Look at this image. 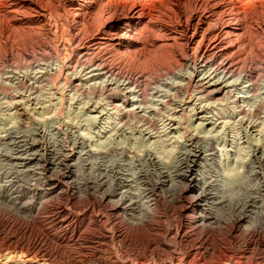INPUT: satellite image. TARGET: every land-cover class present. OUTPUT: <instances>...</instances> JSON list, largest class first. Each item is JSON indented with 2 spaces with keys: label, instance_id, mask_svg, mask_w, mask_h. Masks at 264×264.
I'll return each instance as SVG.
<instances>
[{
  "label": "rangeland",
  "instance_id": "1",
  "mask_svg": "<svg viewBox=\"0 0 264 264\" xmlns=\"http://www.w3.org/2000/svg\"><path fill=\"white\" fill-rule=\"evenodd\" d=\"M10 1L0 0V264H264V226L259 228V225L256 228L249 223L243 224L242 221H237L240 210L243 211L240 215H245L246 210H249L243 204H233V202L224 204V208L220 209L221 212L224 211V220L222 219L221 225L214 227L204 226L199 222L192 223L181 217L179 209L182 203L175 204L167 198L158 205V213L154 218H150L148 220L150 223L146 225L133 223L128 217V212L118 209L119 204H125L124 202L128 200L127 174H134L141 168L142 170L146 168L141 160L145 157L143 155L147 153V150L153 151L161 161L166 160L165 162L170 164L176 161L181 146L185 144L183 138H186L188 133L184 132V129L187 128L189 132L196 133L195 127L200 121H196L194 117L190 122L189 116L187 114L182 116L181 111H178L181 107H177L179 100L190 95L191 91H188L186 95H179V98L175 93V86L178 83L183 84L192 69H184L182 73L168 75V77L163 75L164 73L159 71L161 67L159 65L163 63L166 56L171 61L173 52L157 49L158 47L153 45L156 36L151 31L158 29V22L163 17L171 20L170 14H173V21L177 20L176 7L181 6V16L190 15L191 11L198 8L201 0H186L181 5L178 0H146L151 10L162 12V16L155 21L150 32H143V34L139 31L141 35L139 41L146 47L145 59L152 66V69L148 70L147 79L141 80V92L143 90L142 93L145 95L147 93L144 96L145 102L142 103L144 106L142 109L140 107L144 112L141 115L156 117L157 127L160 126L153 131L157 133L151 139L143 137L140 133V129L146 127L143 118L132 116L124 120L120 112L116 110L126 106L121 100L124 94L128 96V85H121L122 82L119 80L122 79L118 78L125 73L114 75L117 79L112 78L110 73H79L83 55L78 44L82 37H76L77 33L73 26L75 22L69 18V10H67L69 9L68 0H17L20 3L17 13L7 15ZM97 2L94 13L89 12L86 15L92 24L94 23L90 26L93 30L101 26L97 15L103 8L100 6H107L106 0ZM250 4L247 7V9L250 7L248 11L250 14L246 20L250 33L247 49L243 54L244 59L247 58L243 59V66L245 70L256 72V81L259 84H257V90L254 89L248 93L246 88L242 89L243 86L248 85L244 83L245 79L237 76L231 79V82L234 81L231 89L238 88L236 92L239 96L249 97L242 102L247 111L253 113L257 106L263 111L259 119L245 117L242 120L239 108L232 102L233 99L225 97L226 99L221 103L211 105V113H209L210 116L216 114L214 118L222 116L219 121H229L226 126H223L226 134H222L216 140L218 149L223 148L226 143L224 152L218 150L220 163L214 169L208 168L211 174L209 177L212 180L215 178L213 183L226 184L228 186L226 191L229 194H231L232 185L236 186L239 182L241 184L245 182V179L249 180L247 182H250L249 185L252 187H257L256 185L264 182V178L260 175L263 170L253 163L255 142L262 143L264 140V105L261 103L264 94L259 93V90L264 89V0H251ZM50 9H54L57 13ZM15 14L19 15L16 17ZM104 16L107 17L106 12ZM90 27L87 28V33ZM181 45L184 49V45ZM94 46L97 47L93 43L87 46L86 51L89 57L96 56L98 47ZM105 48L106 45L101 46L102 50ZM182 49H177L176 52L182 53ZM169 97H173V102H169L171 105L161 107L164 102L161 99L166 101ZM139 104L136 105L139 106ZM94 106L98 107L97 112L91 111ZM237 109L238 112H236ZM251 120L253 124H249ZM255 120L257 121L254 122ZM174 122H176L174 128L179 125L182 127L172 131L169 129V123L172 125ZM223 127L221 124L218 131H221ZM33 142L40 146H36L34 151H39L41 155L40 161L35 163L43 165L45 161L51 160L55 162L53 168L55 171L45 173L43 169L39 172L37 170L36 173L31 174L32 178L30 175L33 183L26 184L27 176L23 177L24 173L20 172L17 175L18 169H23L18 167V163L22 162L19 150L27 152L24 149ZM13 143L17 144L13 145ZM86 150H91L95 154H86ZM74 151L77 154L79 166L76 168L78 171L73 180L76 179L74 180L76 183L78 179L79 186L75 184V188L68 186L63 187L62 190L56 188L50 190L49 184L56 179H62L63 174L68 170L67 157L65 159L64 156L59 155L74 153ZM79 156H82L81 159ZM52 158H56V161ZM12 173L16 175L18 186L16 188L22 191L23 200L36 201L37 211L28 213L26 210H14L3 204L5 199L3 196H7L6 182L14 177ZM102 179H104L103 182ZM41 189L48 193L41 199L42 201L39 196L36 197ZM59 206H62L66 212L69 211L68 213L78 214L80 222L62 224L58 222L59 218L55 221L54 215ZM213 222L216 221L213 220ZM16 241L25 245L29 243L33 247L40 246L45 257L39 256L38 260L25 263L23 262L25 259L19 252L16 256L10 253L8 257H5L8 252H11L6 249V244ZM13 255L16 258L12 257L13 259L10 258V260L9 256Z\"/></svg>",
  "mask_w": 264,
  "mask_h": 264
},
{
  "label": "bare ground",
  "instance_id": "2",
  "mask_svg": "<svg viewBox=\"0 0 264 264\" xmlns=\"http://www.w3.org/2000/svg\"><path fill=\"white\" fill-rule=\"evenodd\" d=\"M97 1L98 0H68L69 9L67 8V10H69V18L75 22V25L73 26H74L75 32L77 33L76 37L77 38L82 37V39H79L80 44H78L79 45L78 48H80L81 54L83 55L82 57L83 60L81 61L82 62L80 66L81 68L79 67L80 69L78 71H80L79 73H101V74L110 73V75H112L111 76L112 78L113 77L116 78V76L114 75H119V73H125V74H121L118 78L122 79V80H119L122 82L120 83L121 85L123 86L128 85V88H127L128 96L127 94H124V98L121 100L122 102H124L126 106L123 104L125 107L123 108L120 107L116 110L120 112V115L123 117L124 120L129 119L132 116L143 118L145 121V124L144 123L143 124L146 127L142 126L144 128L140 129L141 131L140 133L143 137H146L147 139H151L153 138V135L157 133V131L156 132H153V131L157 130L158 125L156 123L157 121L155 119L156 117L153 118V117H147V115H143V116L141 115V114H144V112H142L141 109L144 106L142 105V103L144 104L145 102L144 96L147 95L146 92H145L146 95L142 93L143 90L141 92V80L147 79V74L149 75L148 70L149 69L151 70L152 66H150L149 61L145 59L144 50L146 47L143 46L141 42L139 41V36L141 37L139 31L141 33L150 32L151 27L153 28V25H155L156 23L155 21L160 19V17L162 16V12L160 10L158 11L151 10V8L147 5L148 1L146 2V0H141V1L140 0H106L107 6H100L103 8L102 10H100V12L98 11L97 13V15L99 16V20H100L99 24H101V26H98V28L93 30V28L91 29L90 26H93L94 23L92 24L90 18L89 17L87 18L86 15L89 12L94 13L95 4L98 3ZM184 1L186 0H178V3H180L181 5ZM211 1L210 0L209 1L208 0L199 1L198 8L194 10L193 12L191 11L192 14L190 15L188 14V15L181 16L180 15L181 6L180 8L176 7L175 14L178 18L177 19L178 21L177 20L173 21V18H172L173 14H170L171 20L164 19L163 17V19L158 22V26L156 25L158 29L151 31L153 35L155 34L156 36V39L153 45L158 47L157 49H161L163 52L165 51H171V53L173 52L172 53L173 58L171 61L167 58L168 56H166V58H164L163 60V63L159 65L161 66L159 67L160 69L159 71L164 73L163 75L168 77V75L182 73L184 69H192V72H190V75H188L186 78L187 80L185 79V82L183 84L178 83L175 86V93H177L176 95L178 96V98H179V95L180 96L186 95L188 91L189 92L191 91L190 95H187L185 97L182 96L183 98L179 100L178 102L179 105L177 107H181V109L180 110L177 109V110L181 111L182 116H184V114H187L189 116L190 122L193 121L192 119L194 117H196V121H200V122L197 123V126L195 127L196 133L189 132V129L187 128L184 129L185 130L184 132H187L188 134L186 135V138H183L185 139V144L181 146V149L178 152L177 159H175L176 161L170 164H168L169 162H165L166 160L165 161L162 160L163 161L162 162L160 158L153 153V151H148L146 149L147 153L143 155L145 157L141 160L143 163V166H145L146 168L144 170H142V168L141 170L138 169L139 172L134 173V174H127L128 175V197H127L128 200L127 201L124 200L125 204H119L118 202L119 204L118 209L128 212V217L135 224L146 225L150 223V221L148 220L150 218L151 219L154 218L156 213H158L157 212L158 205H160V203L163 202L162 200L167 198L168 201L170 200L175 204L182 203V206L179 209V215L183 218L190 220V222L192 223L199 222L201 223V225L208 226V227H214L217 225H221L223 222L222 219L224 216V213H223L224 211L221 212L220 209H223L224 208L223 206H225L226 204L233 202V204L234 203L243 204V206H246V208H249V210H246L245 215L242 214L244 216L240 215V213H242L243 211L240 210L238 212L237 221L239 222L242 221L243 224L249 223L250 226L254 225L256 228L259 225H260L259 228H262L264 226V182L261 185H256L257 187L254 186L255 187L254 188L252 187V185L251 186L249 185L250 182L249 183L247 182L248 179L247 180L243 179L245 182H242L241 184L239 182V184L236 186L232 185L230 189L231 194H229V192L227 193L228 186H226V184H222L223 182L220 185L214 184L213 181L215 178L212 180L211 177H209V175L211 174L209 173L208 168L213 167L214 169V167H216L217 164L220 163L219 156H218V153H219L218 150H221V152H224L225 147H226V143H225L223 148L218 149L216 140H218V137L221 136L222 134L223 135L226 134V130L224 129L223 126H226V123L229 122V121L227 122L219 121V119L222 117L221 115H220L221 117H217V118H214V116H217L216 114H214V116L212 115L210 116L209 113H211L210 112V107H212L211 105L219 104L226 98L227 99L232 98L233 99L232 102H234L239 108V115H242L241 117L242 120H244L245 117H247V119H250L251 117L252 119L253 117H255L256 119H259L261 116L260 115L261 111H263L261 110V108H259V106H257V108L253 110V113L252 112L250 113L249 111H247L246 108L243 107L242 102H244L249 97L245 95L239 96L238 93L236 92L238 88L235 90H232L233 88L231 89V87H233V82H234V81L231 82V79L237 76H239L240 78L243 77L245 79L244 83H247L248 85L243 86L242 89L246 88V92L248 93H250L251 91H254V89L257 90L256 87H257V84H259L256 81L257 79L255 75L256 72L253 70L249 71V69L245 70V67L243 66V61L247 59L246 57L244 59L243 54H245V50L247 49L246 46L249 41L248 36L250 33L248 30L249 27H247V23H246V20L249 18L250 13H248V11H250L249 10L250 7L248 9L247 7L251 5L250 4L251 0H211ZM10 3L11 5L8 6L9 11L6 12L7 15L9 13H14V12L17 13L16 12L17 8L20 5V3L17 2V0H14V1L11 0ZM50 10L53 11L54 13H57V11H55L54 9H50ZM105 12L107 14V17L104 16ZM66 17L68 16L66 15ZM89 27H90V30L87 33L86 30ZM251 27L253 28V25ZM85 32L87 33V36ZM82 34H84L85 36ZM91 43L96 44L98 47L97 48L96 46H94L95 48L98 49V51L96 50L97 53L95 57L93 55H92L93 57H89V53H87L86 51L87 46H89ZM181 44L184 45V49L181 48L182 47ZM102 45H106V48L104 50L101 49ZM177 49H182L183 52L178 53L176 52ZM98 52H100V54H98ZM48 54H51V53H48ZM43 55L44 54H42V56ZM78 59H77V62H78ZM48 63H46L47 66H48ZM247 63L248 62H246V64ZM114 73H118V74H114ZM116 82L117 81H115V83ZM144 87L143 89H145ZM262 90L263 91L259 90V93L262 92L264 94V89L262 88ZM162 100H164V102L162 103V106L159 104L161 107H165L166 105L169 106L170 104L169 102L171 101L173 102V97H169L166 101L165 99H161V101ZM138 103H140L139 106L136 105ZM261 103L262 105H264V97ZM134 105H136L137 107ZM149 107L152 108L151 106ZM97 108H98L97 106H94L92 107L91 111L97 112L98 111ZM236 112H238V109ZM169 120H172V119L169 118ZM256 121L257 120H255L254 122ZM252 122L253 121L251 120L249 124H251ZM175 124L176 122L172 123V125L171 123H169L170 125L169 129L173 131L174 129L176 130L182 127V125H179L178 127L174 128ZM221 124H222L223 129H221V131L220 130L218 131V128H220ZM251 127H253V125H251ZM12 140L14 139L12 138ZM179 141L180 140H178V142ZM263 141L262 143H260L261 141L255 142V154H253L254 155L253 163H256L258 167L261 170H263V172L260 175H262V177L264 178ZM179 143H182V142H179ZM14 144H17V143H13V145ZM29 144L30 145L26 146V148L24 149L27 152L19 150V153H21L20 155L22 156V162L18 163V167L19 168L23 167V169H18L19 171L17 174L19 175L20 173H24L23 177L27 176L25 180L26 184L31 182L30 175L32 173H36L37 170L39 172L40 169H43V172L45 171V173L55 171L53 170V168L55 167V162L51 160L45 161V163H42L43 165H39V163H35V162L40 161L39 156L41 155L39 151L37 150L34 151V148H36V146H39V145L34 144V142L29 143ZM41 145L43 144L41 143ZM82 154L84 155V153ZM86 154H95V153H93L91 150H86ZM59 156L60 157L64 156V158L67 157V162L69 163L68 170L65 172V174H63L62 179H56L55 181L49 184V186H51L50 190L55 189V188L58 190L59 189L62 190L63 187H68V186L74 187L75 184H78L77 186H79V180L77 179L76 183H74L75 182L74 180L76 179L73 180L74 176H76L77 174L76 172L78 171L76 168H78L79 166V161L77 163V160H78L77 154L74 151V153H70V154L66 153L64 155L60 154ZM82 156H79V158L81 159ZM53 160L56 161V158ZM80 164H82V162ZM15 176L7 182L4 181L6 182V185H7V192H6L7 196H3L5 197V199L3 200V204L9 206L10 208L14 210H18V209L26 210L28 213L37 211L38 206L36 204V201L32 200L31 202H29L30 201L29 200L28 202H25L23 200L24 197H22V191L16 188L18 186L16 185L17 179L15 178ZM255 176L257 175L255 174ZM31 178H32V175H31ZM104 179H102V182ZM31 183H33V180ZM258 184L260 183L258 182ZM59 186H62V187H59ZM47 194L48 193L46 191L41 189L38 195L36 194V197L39 196V199L41 200L43 197H46ZM68 212H66L62 206H59L58 210H56V213L54 215L56 217L55 221H58L57 218H59L60 220L58 222L62 224L63 223L67 224L70 222L77 224L80 222V217L77 216L78 214H75L74 212L73 213H68ZM59 216H61V218ZM216 216H218L219 218H217ZM213 220L216 222H213ZM17 241L6 244V249H8V251L10 250L11 252H8L7 250H5L8 252L5 257H8L7 255H9L10 253L15 254L16 256L17 253L19 252L20 254H22L23 258L25 259L23 261L24 263L26 261L32 262L35 259L38 260L39 256L43 258L45 257L40 246L33 247L29 243L25 245L24 243L17 242ZM12 257H14V255L9 256V259Z\"/></svg>",
  "mask_w": 264,
  "mask_h": 264
}]
</instances>
